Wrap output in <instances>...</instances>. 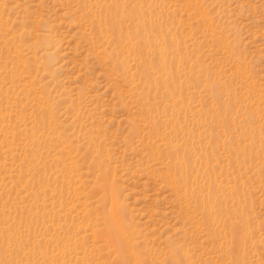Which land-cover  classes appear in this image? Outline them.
<instances>
[{"label": "rangeland", "instance_id": "1", "mask_svg": "<svg viewBox=\"0 0 264 264\" xmlns=\"http://www.w3.org/2000/svg\"><path fill=\"white\" fill-rule=\"evenodd\" d=\"M0 264H264V0H0Z\"/></svg>", "mask_w": 264, "mask_h": 264}, {"label": "bare ground", "instance_id": "2", "mask_svg": "<svg viewBox=\"0 0 264 264\" xmlns=\"http://www.w3.org/2000/svg\"><path fill=\"white\" fill-rule=\"evenodd\" d=\"M164 59V58H163ZM120 228V227H119ZM121 230H119V232H120ZM121 234V233H120ZM108 235V237H109V240H111V242H113V243H116V242H118V241H121V239H120V235H119V237H117L118 239H115L116 237H113V235H112V233L110 232V233H108L107 234ZM115 236V235H114ZM124 236V235H123ZM122 239H123V237H122ZM122 242V241H121ZM125 242V241H124ZM117 244V243H116ZM118 245V247H119V244H117ZM121 248H122V245H121Z\"/></svg>", "mask_w": 264, "mask_h": 264}]
</instances>
